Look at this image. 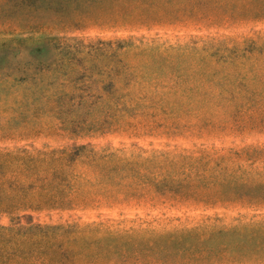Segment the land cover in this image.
<instances>
[{"label": "rangeland", "instance_id": "374dc122", "mask_svg": "<svg viewBox=\"0 0 264 264\" xmlns=\"http://www.w3.org/2000/svg\"><path fill=\"white\" fill-rule=\"evenodd\" d=\"M54 149L82 176L69 209L0 225L207 219L196 246L133 263L264 264V0H0V152ZM161 153L231 154V176Z\"/></svg>", "mask_w": 264, "mask_h": 264}, {"label": "trees", "instance_id": "16d2710c", "mask_svg": "<svg viewBox=\"0 0 264 264\" xmlns=\"http://www.w3.org/2000/svg\"><path fill=\"white\" fill-rule=\"evenodd\" d=\"M161 156L171 166L186 164L192 167L196 166L195 161H215L217 166H225L221 171L212 169L217 174H211V179L231 176V154L210 158L168 153H161ZM107 163L99 168L103 169ZM80 177L64 149L0 152V195L20 192L37 197L32 200L35 203L2 202L0 213L12 215L15 212L69 209L70 201L65 197V191ZM177 179L174 176L163 181L164 190L174 196L179 195ZM17 199L22 200L19 196ZM154 223L157 224L156 221L123 219L42 225L31 221L22 224L21 217H16L8 226L0 225V264H134L139 255L196 246L211 225L205 219L191 228L166 230ZM217 233L224 234L222 231Z\"/></svg>", "mask_w": 264, "mask_h": 264}]
</instances>
